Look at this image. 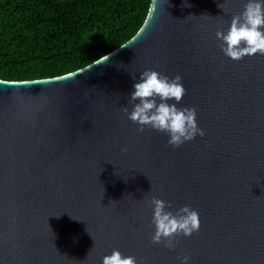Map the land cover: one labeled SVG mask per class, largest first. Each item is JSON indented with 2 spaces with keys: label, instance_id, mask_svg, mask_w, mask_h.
I'll list each match as a JSON object with an SVG mask.
<instances>
[{
  "label": "water",
  "instance_id": "water-1",
  "mask_svg": "<svg viewBox=\"0 0 264 264\" xmlns=\"http://www.w3.org/2000/svg\"><path fill=\"white\" fill-rule=\"evenodd\" d=\"M246 0H151L126 43L58 77L0 79V264H264V54L215 37ZM145 69L179 74L204 136L173 148L127 119ZM126 149V151H121ZM189 205L198 231L150 237L151 197Z\"/></svg>",
  "mask_w": 264,
  "mask_h": 264
},
{
  "label": "trees",
  "instance_id": "trees-1",
  "mask_svg": "<svg viewBox=\"0 0 264 264\" xmlns=\"http://www.w3.org/2000/svg\"><path fill=\"white\" fill-rule=\"evenodd\" d=\"M151 0H0V79L81 69L130 40Z\"/></svg>",
  "mask_w": 264,
  "mask_h": 264
},
{
  "label": "clouds",
  "instance_id": "clouds-1",
  "mask_svg": "<svg viewBox=\"0 0 264 264\" xmlns=\"http://www.w3.org/2000/svg\"><path fill=\"white\" fill-rule=\"evenodd\" d=\"M220 42L222 54L239 61L245 56L264 54V0H246L242 11L232 15L225 30L215 32ZM134 83L123 107L127 119L137 125V131L145 128L164 133L167 144L177 148L204 136V131L197 125L196 110L193 107L179 106L186 89L182 77L177 74L169 77L161 72L145 69L139 76H132ZM126 151V149H121ZM151 224L153 233L150 240L154 244L163 242L170 250L176 247L175 238L188 237L198 231L199 213L189 205L171 211V203L155 196L151 197ZM179 264H190V257L182 254L177 257ZM101 264H142L135 256L124 255L113 249L101 258Z\"/></svg>",
  "mask_w": 264,
  "mask_h": 264
}]
</instances>
